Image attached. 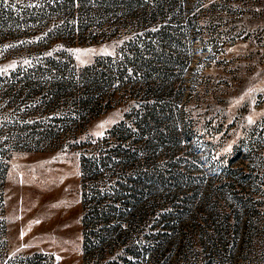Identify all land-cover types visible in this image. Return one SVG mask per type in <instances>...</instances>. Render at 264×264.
Masks as SVG:
<instances>
[{
    "label": "rangeland",
    "instance_id": "1",
    "mask_svg": "<svg viewBox=\"0 0 264 264\" xmlns=\"http://www.w3.org/2000/svg\"><path fill=\"white\" fill-rule=\"evenodd\" d=\"M76 1L0 0V264H264V0H186L187 26L165 50L186 60L181 123L195 126L210 177L137 197L117 188L122 160L100 166L99 158L101 139L141 98L140 74L128 67L124 82L95 93L77 74L61 94L49 91L56 86L45 74L39 93L22 81L47 68L46 58H68L77 72L112 57L121 69L117 45L142 34L137 16L124 27L97 14L101 0ZM48 130L55 140L41 149L17 142ZM84 153L95 199L113 215L98 218L88 251ZM127 231L137 251L126 257Z\"/></svg>",
    "mask_w": 264,
    "mask_h": 264
},
{
    "label": "trees",
    "instance_id": "2",
    "mask_svg": "<svg viewBox=\"0 0 264 264\" xmlns=\"http://www.w3.org/2000/svg\"><path fill=\"white\" fill-rule=\"evenodd\" d=\"M76 2L83 5L82 0ZM185 2L186 0H101L99 3L103 4L105 10L97 14L102 15L104 19L115 18L118 24H124V21H130L137 16L134 22L142 32L117 45L116 53L121 59V69L111 65L112 57H104L94 67L77 72L71 67L73 62L68 58V62L46 58L47 68L36 67L22 75L26 86L31 85L32 90L39 93L42 80L38 78L45 74L56 86L49 91L61 94L68 92L70 79L75 74L82 82H90L91 91L94 93L108 89L114 80L124 82L125 69L128 67L132 72L140 74L145 85L140 93L141 98L139 102L126 107L123 120L115 124L101 139L99 158L100 166H106L107 162L115 157L122 160L120 169L115 174L117 188L128 190L134 197L152 196V189L192 187L210 177L194 144L195 126L185 127L181 123L183 113L180 105L184 102L183 72L186 69V60L165 50L178 43L172 33L184 29L182 18ZM118 28L111 32L112 36H118L116 38H119L121 33ZM188 42V48L191 49V41ZM150 81L152 84L158 82L159 86L150 85ZM28 135V139H17L18 144L24 142L30 144L33 149H41L42 144L55 140L56 134L53 130H48L31 132ZM87 155L84 153L81 157L85 251L92 246L95 237L94 226L98 218L106 222L113 216L111 212L104 210L97 200L99 185L91 183L92 162ZM153 210L152 205L142 210L138 214V222L145 221ZM115 214H118L119 220L125 216L118 212ZM114 226V229L118 230L120 224L115 223ZM124 233L125 256H133L137 247L130 243V231Z\"/></svg>",
    "mask_w": 264,
    "mask_h": 264
}]
</instances>
